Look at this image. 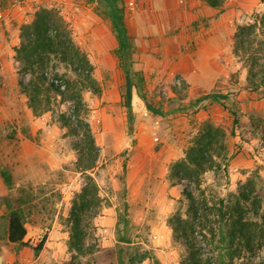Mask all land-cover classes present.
Here are the masks:
<instances>
[{
  "label": "rangeland",
  "instance_id": "obj_1",
  "mask_svg": "<svg viewBox=\"0 0 264 264\" xmlns=\"http://www.w3.org/2000/svg\"><path fill=\"white\" fill-rule=\"evenodd\" d=\"M133 1L130 8L129 2ZM141 0H125L126 18L135 36V68L145 77L149 102L163 109V115L149 112L145 102L133 97L134 133L130 135L122 105V70L118 65L117 43L104 9L87 0H0V165L13 175L9 189L0 175V264H17L14 254L23 247L5 237L7 209L3 197L23 194L27 200L26 241L36 244L52 234L64 244V264H71L69 212L74 198L93 176L96 202L88 214L86 254L79 264H183L187 256L184 240H175L168 220L186 217L187 183L170 178L172 164L180 159L205 122L221 126L227 133L229 161L223 169L205 172L194 186L196 198L210 207L199 227L201 251L217 264H259L264 261V224L257 229L254 252L237 251L232 259L220 242V201L236 200L246 185L253 187L264 210V90L250 92L245 59L233 53L236 25L264 12V0H227V48H223L222 71L216 81L190 79L195 59L192 41L196 23L189 9L173 2L141 8ZM39 6L58 10L80 49L92 62L97 90H84L86 119L99 146L96 165L84 172L77 162L78 138L56 119L69 103L61 96L52 99V111L33 115L21 91L19 64L14 48L19 44L22 24L31 21ZM58 72L74 73L63 64ZM29 76H27L28 78ZM232 92L229 107L239 113L233 129V115L219 103L192 112L189 101L209 91ZM147 113V114H146ZM157 138V139H156ZM125 202L128 206L125 207ZM248 216L251 217V215ZM260 221V217H251ZM126 220V221H125ZM122 236L128 241H123ZM27 251L36 254L24 246ZM121 249V256H120ZM152 259L138 262L143 252Z\"/></svg>",
  "mask_w": 264,
  "mask_h": 264
},
{
  "label": "trees",
  "instance_id": "obj_2",
  "mask_svg": "<svg viewBox=\"0 0 264 264\" xmlns=\"http://www.w3.org/2000/svg\"><path fill=\"white\" fill-rule=\"evenodd\" d=\"M97 1L104 9L109 20L112 32L117 40L118 65L123 74L122 105L126 110L127 125L130 135L134 133L133 97L137 94L146 105L149 112L163 115V109L149 102L145 92V77L141 70L135 68V37L131 34L126 20L125 0H87ZM208 5L224 10L227 0H204ZM19 44L14 48L15 60L19 64V80L21 91L26 96L27 106L33 115L38 116L52 110V99L61 96L63 101L69 103L66 111L57 112L56 119L62 126L72 132L78 141L75 145L79 168L86 172L96 165L99 146L96 143L94 132L86 119L88 107L83 99L84 90H97V81L93 77L94 66L87 54L83 52L74 41L71 31L64 22L60 12L48 6H39L31 21L20 27ZM233 53L245 59L248 68L245 89L250 92L264 90V12L255 15L244 23L236 25L233 34ZM63 64L74 73H59L58 66ZM27 76H29L27 78ZM232 92L209 91L199 97L191 99L188 108L197 112L207 108L209 103H219L233 115V129L239 124L240 117L237 110L229 107L228 101ZM264 96V94H263ZM262 131L264 138V127ZM226 131L219 125L211 122L202 124L184 155L176 160L170 168V178L176 183L185 181L184 198L188 201L186 217L176 214L168 220L175 240H184L187 256L183 264H217L212 258L204 256L201 251L199 227L203 216L210 207L203 200L196 198L194 186H198L202 175L210 170L223 169L227 171L229 161L226 145ZM0 175L11 189L14 186L12 173L0 165ZM87 181L82 190L74 198L68 220L70 222V235L68 239L69 250L75 251L73 262L79 264L77 258L86 254L91 247L86 248L88 214L96 202L97 184L91 176L86 174ZM236 200L227 203L220 201L216 207L219 214L220 242L226 254L232 259L237 251L245 249L254 252L262 244L257 243V229L264 224V210L260 211V199L253 187L246 185L236 196ZM27 198L19 194L13 198L4 196L2 201L7 212L5 214V237L8 242L18 246L30 247L37 255L46 242V237L36 244L25 240L27 236L26 213L23 207ZM128 204L125 202V207ZM211 209V208H210ZM251 217H260L255 220ZM126 221V220H125ZM123 241H128L124 236ZM120 249V256H121ZM145 258L152 259L149 253L143 252L138 262ZM130 264H136L135 258L130 257ZM120 263L124 261L120 259ZM259 264H264L260 262Z\"/></svg>",
  "mask_w": 264,
  "mask_h": 264
},
{
  "label": "crops",
  "instance_id": "obj_3",
  "mask_svg": "<svg viewBox=\"0 0 264 264\" xmlns=\"http://www.w3.org/2000/svg\"><path fill=\"white\" fill-rule=\"evenodd\" d=\"M166 1H169L166 6L171 7L176 0ZM179 1L182 3L180 6L190 10L196 23L192 32V41L196 50L194 51L195 59L193 60L194 66L190 79L194 81H216L222 72L218 69V65H222L223 58H226L223 56V48H227V1L224 10L214 8L204 0ZM157 3L160 4L161 1L141 0L140 6L141 8H148ZM127 24L131 32L128 21ZM131 34L134 35L132 32ZM114 39L117 43L115 36ZM14 259L18 261L17 264H64V244L55 241L50 234L46 239L44 248L37 255L32 256V252L23 247L14 254Z\"/></svg>",
  "mask_w": 264,
  "mask_h": 264
},
{
  "label": "built area",
  "instance_id": "obj_4",
  "mask_svg": "<svg viewBox=\"0 0 264 264\" xmlns=\"http://www.w3.org/2000/svg\"><path fill=\"white\" fill-rule=\"evenodd\" d=\"M129 4H130V8H132V7H133V1H130ZM0 17H1V14H0ZM146 114H147V113H146ZM156 139H157V138H156Z\"/></svg>",
  "mask_w": 264,
  "mask_h": 264
}]
</instances>
